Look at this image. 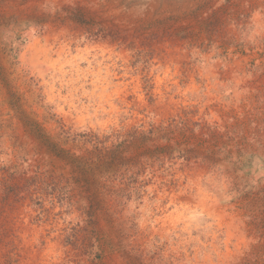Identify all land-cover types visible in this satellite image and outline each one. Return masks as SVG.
<instances>
[{"label": "rangeland", "instance_id": "rangeland-1", "mask_svg": "<svg viewBox=\"0 0 264 264\" xmlns=\"http://www.w3.org/2000/svg\"><path fill=\"white\" fill-rule=\"evenodd\" d=\"M0 264H264V0H0Z\"/></svg>", "mask_w": 264, "mask_h": 264}]
</instances>
